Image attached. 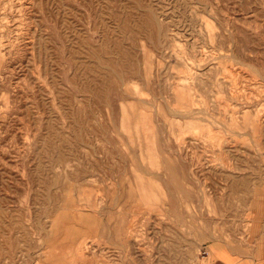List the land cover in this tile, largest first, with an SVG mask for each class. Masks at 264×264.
I'll list each match as a JSON object with an SVG mask.
<instances>
[{"label":"rangeland","instance_id":"1","mask_svg":"<svg viewBox=\"0 0 264 264\" xmlns=\"http://www.w3.org/2000/svg\"><path fill=\"white\" fill-rule=\"evenodd\" d=\"M264 264V0H0V264Z\"/></svg>","mask_w":264,"mask_h":264},{"label":"crops","instance_id":"2","mask_svg":"<svg viewBox=\"0 0 264 264\" xmlns=\"http://www.w3.org/2000/svg\"><path fill=\"white\" fill-rule=\"evenodd\" d=\"M225 248L228 251L229 255L226 256V258H223V257L222 258H214L212 261V264H254V263H252V261L250 262L249 258L243 257L241 255V253L240 254L234 253L230 249H228L227 247H225ZM233 258H234V260H231Z\"/></svg>","mask_w":264,"mask_h":264},{"label":"bare ground","instance_id":"3","mask_svg":"<svg viewBox=\"0 0 264 264\" xmlns=\"http://www.w3.org/2000/svg\"><path fill=\"white\" fill-rule=\"evenodd\" d=\"M209 247H210V254L213 258H222V257L226 258V256L229 255L226 248L224 246L219 245L218 243L217 244L213 243L209 245ZM231 260H234V258Z\"/></svg>","mask_w":264,"mask_h":264}]
</instances>
